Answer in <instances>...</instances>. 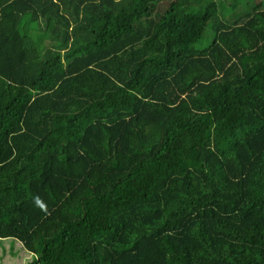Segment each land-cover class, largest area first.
<instances>
[{"label":"trees","instance_id":"1","mask_svg":"<svg viewBox=\"0 0 264 264\" xmlns=\"http://www.w3.org/2000/svg\"><path fill=\"white\" fill-rule=\"evenodd\" d=\"M0 239L264 264V0H0Z\"/></svg>","mask_w":264,"mask_h":264},{"label":"rangeland","instance_id":"2","mask_svg":"<svg viewBox=\"0 0 264 264\" xmlns=\"http://www.w3.org/2000/svg\"><path fill=\"white\" fill-rule=\"evenodd\" d=\"M19 247L13 246L9 240L0 239V264H27L32 261L34 257L29 258L30 255L20 251Z\"/></svg>","mask_w":264,"mask_h":264},{"label":"crops","instance_id":"3","mask_svg":"<svg viewBox=\"0 0 264 264\" xmlns=\"http://www.w3.org/2000/svg\"><path fill=\"white\" fill-rule=\"evenodd\" d=\"M5 240H9L10 243L13 244V246H15V245H16L17 247L20 246V247H19V248L21 249L20 251H22V252L24 251V252H26V254L28 253L27 255H30L29 258H31V257L33 258V257H34V255H32L31 253L27 252V251L23 248V245H22L20 242H18L17 240H14V239H5ZM9 248H10V247H9ZM32 258H31V259H32ZM29 262H31V261H29Z\"/></svg>","mask_w":264,"mask_h":264}]
</instances>
